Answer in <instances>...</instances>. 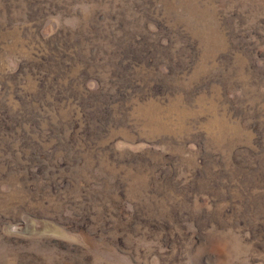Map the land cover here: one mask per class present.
<instances>
[{"label":"rangeland","instance_id":"rangeland-1","mask_svg":"<svg viewBox=\"0 0 264 264\" xmlns=\"http://www.w3.org/2000/svg\"><path fill=\"white\" fill-rule=\"evenodd\" d=\"M0 264H264V0H0Z\"/></svg>","mask_w":264,"mask_h":264}]
</instances>
